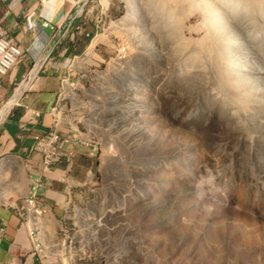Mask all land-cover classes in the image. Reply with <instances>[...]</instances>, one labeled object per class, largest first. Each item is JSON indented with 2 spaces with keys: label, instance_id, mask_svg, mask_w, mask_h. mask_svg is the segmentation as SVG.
<instances>
[{
  "label": "rangeland",
  "instance_id": "obj_1",
  "mask_svg": "<svg viewBox=\"0 0 264 264\" xmlns=\"http://www.w3.org/2000/svg\"><path fill=\"white\" fill-rule=\"evenodd\" d=\"M149 1L93 2L101 23L85 47L97 36L98 52H83L72 76L82 77L74 93L79 112L91 111L99 151L93 168L77 164L60 227L44 235L47 255L64 264H264V43L252 45L231 24L253 48L238 64L253 89L243 103L227 102L214 73L195 67L207 65L196 56L200 10L187 0ZM127 15L129 29L119 26ZM225 104L252 113L251 130Z\"/></svg>",
  "mask_w": 264,
  "mask_h": 264
},
{
  "label": "crops",
  "instance_id": "obj_2",
  "mask_svg": "<svg viewBox=\"0 0 264 264\" xmlns=\"http://www.w3.org/2000/svg\"><path fill=\"white\" fill-rule=\"evenodd\" d=\"M34 6L41 12L42 18L37 32L26 34L23 31L24 13L29 7ZM64 8L68 13H73L76 9L72 0H49L43 7L37 0H22L21 3L15 4L13 0H0V21L10 28L12 39L21 45L25 57L28 58L11 71L5 80H1L0 112L15 97L18 104H14L5 122L0 125V227L5 230L0 238V264H64L59 255L55 257L47 255L48 247L41 245L40 238L45 233L41 231L38 235L40 239L35 240L34 234L37 231L32 226L33 222L28 226H22V218L19 215L24 200L30 196L33 189L32 179L35 177L33 171L41 169L42 159L41 156L33 154L31 138H19L18 124L27 112L31 116L33 113H39L38 119L36 117L37 129L49 130L52 124L49 112L60 90L61 82L57 76L48 77L40 71L37 76H32L25 88L17 91L31 72H34L33 75L37 73V64L41 57L39 47L41 39L47 40L46 36H52L58 15ZM16 23L18 27H14ZM98 23H93L91 17L84 25L83 35L76 45L69 42L63 44V54L72 57L85 52L89 48L85 47L86 44L100 28L101 22ZM79 47H82L81 51H78ZM75 74L76 72H73L72 75ZM79 114L82 113L75 112L74 116ZM62 127V131L66 132L67 127ZM82 152L78 154L75 170L79 161L83 159L85 167L90 166V160ZM80 154H83V157ZM44 180L48 181V178ZM79 190L80 188L76 190V197ZM67 202L68 195L61 182L53 180L51 185H45L40 191L36 208L41 211L42 223L46 225L48 222L50 231L52 228L56 231L60 227L67 211ZM51 236L53 237V234ZM38 244L40 246H37ZM39 252L44 254L40 255ZM71 264L76 263L71 261Z\"/></svg>",
  "mask_w": 264,
  "mask_h": 264
},
{
  "label": "built area",
  "instance_id": "obj_3",
  "mask_svg": "<svg viewBox=\"0 0 264 264\" xmlns=\"http://www.w3.org/2000/svg\"><path fill=\"white\" fill-rule=\"evenodd\" d=\"M48 1L37 0L41 7ZM72 1L76 8L74 12L68 13L64 8L58 15L52 36H46L47 40L45 38L41 39L39 46L41 57L37 64L38 71L33 75V77L37 76L41 71L48 77L57 76L60 79V90L49 112L52 117L51 128L49 130L37 129L38 121H36V117L38 119L39 113H33L31 116L27 112L18 124L19 138H31L33 141L31 147L33 154L41 156L42 159L41 169L33 171L35 177L32 179L33 189L31 194L24 200L22 211L19 212L22 218V226H28L33 222L32 226L37 231L34 238L35 240L41 238V245H44L47 237L44 240L43 234L41 237L39 236L40 238L38 235L41 231L48 235L50 229L47 225L48 222L46 225L42 223L41 211L36 208L40 191L45 185H51V181L56 180L64 184L65 193L70 197L77 182L74 171L79 152L83 151L82 153L90 160L89 169H91L94 165L91 160L95 159V155L99 151V143L95 140L91 127V111L88 116L86 114L74 116V113L79 112L82 108L74 93L78 90L82 77L74 78L70 72H79L82 54L72 57L66 56V53L63 54L64 43L69 42L76 45L79 42L81 35H83V27L92 17L96 6L93 4L94 0ZM21 2L22 0H13V4ZM101 14H104V12H101ZM41 18V12L35 6L29 7L24 13V33L34 34L37 32ZM45 25L47 24L45 23ZM14 27H18V24L16 23ZM10 31V28L0 21V90L2 88L1 80H5L10 72L24 59H28L25 57L21 45L12 39ZM94 38L96 39L97 36ZM94 38L92 42L95 40ZM92 42L84 54L90 51ZM92 50L97 54V46H94ZM28 78L29 76L25 81ZM17 102L18 100L15 104H18ZM11 109L7 112L5 118L0 119V125L5 122ZM62 126L67 127L66 132L62 131ZM90 177L91 172L89 171L83 184H88L87 179ZM45 178H48V181H45ZM61 228L64 235H67L64 228ZM4 231V228L0 227V238H2ZM37 246H40V244Z\"/></svg>",
  "mask_w": 264,
  "mask_h": 264
},
{
  "label": "bare ground",
  "instance_id": "obj_4",
  "mask_svg": "<svg viewBox=\"0 0 264 264\" xmlns=\"http://www.w3.org/2000/svg\"><path fill=\"white\" fill-rule=\"evenodd\" d=\"M154 1L155 0H153V5L159 4L158 2L154 3ZM187 1H189L191 4L196 6L198 10H200V14L202 15V24L204 26V29H202V33H200L202 36L200 37L201 41H198L202 48V51L196 54V56L197 60L205 57L207 60V65H203L198 60V65L195 66L197 71L201 73H206V71H210L208 72V74L212 72L214 73L217 83L216 87L218 89L216 91L226 97H224L225 101L228 102L227 98H230V101L233 104L235 103L239 105V103H243L242 101L246 98L245 97L243 99L244 92L247 91L245 89L248 85L250 86V88L253 89V83L250 82V79L248 77V69L246 70L244 69V66L240 67L238 64H243V59L245 60L247 59V57L253 59V48H250L249 45L244 44L243 41H239L240 39L239 37H235V33H231L234 30L231 24H233L234 26L236 25L238 29L244 31L246 33V35L244 34L245 37H248V40L252 43V45L255 41L257 44L259 43L263 45L264 32L261 28L264 29V0ZM132 2L133 3H131V5L133 7H136L135 11H139V14H141L142 12L139 10V7L136 2ZM107 4L108 2H105L106 6ZM203 5H205V7ZM241 16H243L244 19L240 20ZM130 19L131 15L125 16L124 19L119 22V26L128 27V29L132 28ZM140 20L144 22L143 17H141ZM96 42V39L92 42L91 49L95 46ZM174 43H176V41ZM155 46L156 45H154L153 47L155 48ZM234 48L237 49V51L233 52L232 50ZM159 54L162 56L163 53L159 52ZM188 59L189 58L186 57V59H184V61H182L181 63L182 72H185V70L190 67L187 62ZM250 63L251 67L249 68L253 70V60H250ZM17 91H20V89H18ZM255 93H257V91L253 90L251 98L256 95ZM16 100L17 98L15 97L13 100H11V103L4 108V110L0 114V119L5 118L7 112L10 111V109L14 106ZM227 107H223V110H227V112L229 111L231 113L230 115L234 116V118H238L240 123L244 127H246V129L251 130L249 127L250 121L248 119H250V116H253L252 113H249V115L247 114L246 117V115L238 113V111L235 109L237 108L239 110L238 107ZM232 109L234 110V112Z\"/></svg>",
  "mask_w": 264,
  "mask_h": 264
},
{
  "label": "water",
  "instance_id": "obj_5",
  "mask_svg": "<svg viewBox=\"0 0 264 264\" xmlns=\"http://www.w3.org/2000/svg\"><path fill=\"white\" fill-rule=\"evenodd\" d=\"M33 73H34V72H31V74H30L28 80H26V81L23 83V85L21 86L20 90L23 89V88H25V86H27V84L29 83V80H30V79L32 78V76H33ZM10 103H11V101L9 102V104H10ZM9 104H8V105H9ZM8 105H7V106H8Z\"/></svg>",
  "mask_w": 264,
  "mask_h": 264
}]
</instances>
